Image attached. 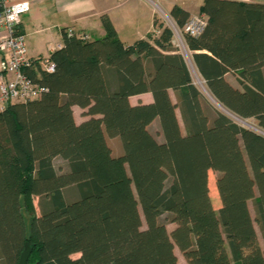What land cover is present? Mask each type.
I'll list each match as a JSON object with an SVG mask.
<instances>
[{
  "label": "trees",
  "instance_id": "trees-1",
  "mask_svg": "<svg viewBox=\"0 0 264 264\" xmlns=\"http://www.w3.org/2000/svg\"><path fill=\"white\" fill-rule=\"evenodd\" d=\"M169 13L179 28L190 16ZM199 14L203 31L184 39L209 95L264 132V3L203 0ZM101 22L94 39L63 29L54 72L32 74L47 91L0 111V264H17L26 242L28 264H178L175 247L185 264H264V136L204 97L170 27L154 18V31L125 44ZM147 92L152 101L130 102ZM73 105L88 118L76 123ZM155 119L162 141L148 129Z\"/></svg>",
  "mask_w": 264,
  "mask_h": 264
},
{
  "label": "crops",
  "instance_id": "crops-1",
  "mask_svg": "<svg viewBox=\"0 0 264 264\" xmlns=\"http://www.w3.org/2000/svg\"><path fill=\"white\" fill-rule=\"evenodd\" d=\"M16 1V0H11ZM264 3V0H239ZM29 11L22 16L20 27L25 35L28 52L32 57L46 56L51 48H59L63 43L62 30L72 28L78 35L89 39L104 36L101 17L107 16L125 44H131L154 31L153 20L164 18L174 5H178L190 15L198 14L203 0H30ZM172 19V18H171ZM140 20H145L144 26ZM174 44V42H173ZM147 103L152 101L149 92L131 96L132 99ZM85 109L72 106L76 123L88 118ZM112 153L122 152L120 141L108 137ZM173 226H175L173 224Z\"/></svg>",
  "mask_w": 264,
  "mask_h": 264
},
{
  "label": "built area",
  "instance_id": "built-area-1",
  "mask_svg": "<svg viewBox=\"0 0 264 264\" xmlns=\"http://www.w3.org/2000/svg\"><path fill=\"white\" fill-rule=\"evenodd\" d=\"M30 6V0H0V111L12 103L27 102L40 97L47 88L33 78L32 74L38 77L41 71L52 73L55 70L50 53L56 48H51L46 56L32 57L28 52L25 35L20 32L22 16L29 11ZM205 25L206 18L194 14L189 16L182 28L177 26V32L171 27L173 37H178L177 46L189 50L184 37L182 42L180 35L197 37ZM66 33L72 36L74 30L68 28ZM81 37L87 38L86 35Z\"/></svg>",
  "mask_w": 264,
  "mask_h": 264
},
{
  "label": "rangeland",
  "instance_id": "rangeland-1",
  "mask_svg": "<svg viewBox=\"0 0 264 264\" xmlns=\"http://www.w3.org/2000/svg\"><path fill=\"white\" fill-rule=\"evenodd\" d=\"M158 21L159 22H162L164 24V26H167V27H170V28L171 27L175 28V31L177 32V29H178L177 25L175 24V22L173 21V19H171L168 15L164 16V18H161ZM144 24H145V20H140V25L141 26H144ZM153 34H154V36L155 35H159L158 32H154ZM174 37H173L174 46L177 48V50L179 51V53L183 56L184 60L186 61V64H187V66L189 68V71L191 73V76H192L193 83L199 89V91L204 95V97H206L208 99V101L212 104V106L214 108H216L217 110H219V111H222L224 113H228L227 115H229V117L234 122H236L237 124H239L240 126L249 127V128H252V129H256L258 131H261L257 127V125L255 123V120L253 118H250V119H242V118H240V117H238V116L230 113L229 111L225 110L223 107H221L220 105H218L213 100V98L209 95V93H208V91L206 89L204 80L201 78V76L199 75V73L197 72V70H196V68L194 66V63H193L192 58H191V54H192L191 51L187 50V48L184 49L182 46H177L179 44V41L177 40L178 37H177V35L174 36ZM183 37H184L183 34H182V36L180 35V38L182 39V42H184ZM226 79L233 86L240 87L239 84H238V82H237V80H236V77L234 75L228 74V75H226ZM170 95H171V98L173 100H175L174 94H173L172 91H170ZM132 101L133 102H136V103L142 102V100L135 101L134 98L132 99ZM176 114H177V118H178V122H179L180 128H181L182 132H184V125H183V122H182V119H181V116H180V113H179L178 110H176ZM148 129L151 132V134L158 141H162L163 140V136H162V133H161V129H160V126H159L158 119H155L148 126ZM261 132L264 133L263 131H261ZM116 138H118V140L120 141V147L122 148V144H121L120 138L119 137H116ZM60 163H61V161L59 159H55V164L56 165H58ZM208 174H209V178H208L209 196H210V199H211L213 208L215 210H217L220 207V205H221V202H220V199H219V195H218V192H217V189H216V185H215L217 173L215 171L210 170ZM71 192H73V190ZM34 204H35V206H37V198L34 199ZM249 208H250V212H251V214L253 216L254 215V210H253V206H252V202L251 201H249ZM161 220L165 223L166 228H167V231L168 232H171V230L174 227L173 226V223H171V222H169L167 220L166 215H163L161 217ZM145 227H146L145 222H144V220H142V228L144 229ZM255 228H256V232H257V236H258L260 245L264 249V239L262 237V234H261V232H260L259 227H258L257 224H255ZM174 252H175V254L177 256V262H178V264H185L186 263V260H185V258L183 257L182 253L179 251V249L177 247L174 248ZM78 255L79 254H73L72 257H77Z\"/></svg>",
  "mask_w": 264,
  "mask_h": 264
},
{
  "label": "water",
  "instance_id": "water-1",
  "mask_svg": "<svg viewBox=\"0 0 264 264\" xmlns=\"http://www.w3.org/2000/svg\"><path fill=\"white\" fill-rule=\"evenodd\" d=\"M264 136V133L258 132ZM31 252V246L28 242L24 244V248L19 256L17 264H28V258Z\"/></svg>",
  "mask_w": 264,
  "mask_h": 264
},
{
  "label": "bare ground",
  "instance_id": "bare-ground-1",
  "mask_svg": "<svg viewBox=\"0 0 264 264\" xmlns=\"http://www.w3.org/2000/svg\"><path fill=\"white\" fill-rule=\"evenodd\" d=\"M254 130H256V129H254ZM256 131H258V130H256ZM258 132H261V131H258ZM262 133V132H261Z\"/></svg>",
  "mask_w": 264,
  "mask_h": 264
}]
</instances>
